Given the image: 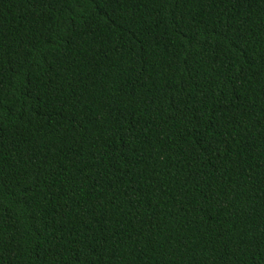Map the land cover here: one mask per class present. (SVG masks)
Wrapping results in <instances>:
<instances>
[{
    "label": "trees",
    "instance_id": "1",
    "mask_svg": "<svg viewBox=\"0 0 264 264\" xmlns=\"http://www.w3.org/2000/svg\"><path fill=\"white\" fill-rule=\"evenodd\" d=\"M0 264H264V0H0Z\"/></svg>",
    "mask_w": 264,
    "mask_h": 264
}]
</instances>
